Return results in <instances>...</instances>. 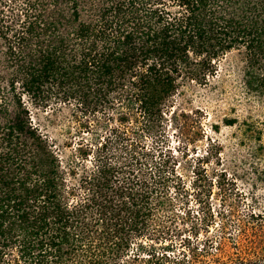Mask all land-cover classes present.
Instances as JSON below:
<instances>
[{"label":"trees","instance_id":"1","mask_svg":"<svg viewBox=\"0 0 264 264\" xmlns=\"http://www.w3.org/2000/svg\"><path fill=\"white\" fill-rule=\"evenodd\" d=\"M231 52L245 94L264 98V0H0V264L159 258L145 240L162 233L178 178L172 156L143 140L182 85H207ZM51 104L114 126L61 157L32 119ZM252 203L237 232L257 244L264 196ZM247 250L254 259L219 264L264 261V249Z\"/></svg>","mask_w":264,"mask_h":264},{"label":"rangeland","instance_id":"2","mask_svg":"<svg viewBox=\"0 0 264 264\" xmlns=\"http://www.w3.org/2000/svg\"><path fill=\"white\" fill-rule=\"evenodd\" d=\"M172 102L158 132L146 135L143 144L170 154L178 179L168 185L172 203L162 233L145 240L159 258L150 262L144 252L138 264H219L242 253L254 259L247 249H264V237H257V244L239 239L237 222L247 220L252 199L260 202L264 196L262 185L255 186L254 171L264 170V98L245 94L240 56L231 52L219 61L207 85L185 82ZM32 119L64 158L81 143L94 148L114 126L105 127L100 114L85 115L64 104L33 110ZM240 242L244 246L237 247ZM241 248L246 250L239 252Z\"/></svg>","mask_w":264,"mask_h":264}]
</instances>
